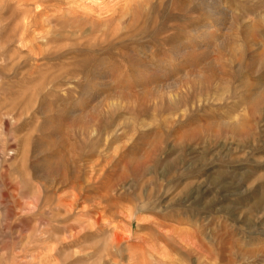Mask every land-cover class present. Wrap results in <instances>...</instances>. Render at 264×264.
<instances>
[{
  "label": "rangeland",
  "instance_id": "obj_1",
  "mask_svg": "<svg viewBox=\"0 0 264 264\" xmlns=\"http://www.w3.org/2000/svg\"><path fill=\"white\" fill-rule=\"evenodd\" d=\"M0 41V264H264V0H0Z\"/></svg>",
  "mask_w": 264,
  "mask_h": 264
},
{
  "label": "bare ground",
  "instance_id": "obj_2",
  "mask_svg": "<svg viewBox=\"0 0 264 264\" xmlns=\"http://www.w3.org/2000/svg\"><path fill=\"white\" fill-rule=\"evenodd\" d=\"M40 1H41V0H40ZM39 3H40V2H39ZM18 5H19V4H18ZM38 5H39V4H38ZM36 8H37V7H36ZM2 12H3V11H2ZM41 12H42V11H41ZM46 14H47V13H46ZM25 21H26V20H25ZM6 23H8V22H6ZM2 32H3V31H2ZM103 32H104V31H103ZM104 33H105V32H104ZM112 33H113V32H112ZM97 35H99V34H97ZM24 36H25V35H24ZM29 37H30V36H29ZM96 37H97V36H96ZM25 39H26V38H25ZM96 39H97V38H96ZM22 41H23V40H22ZM0 42H1V41H0ZM23 42H25V41H23ZM22 44H23V43H22ZM7 59H8V58H7ZM7 61H8V60H7ZM260 97H261V95H260ZM260 97H259V98H260ZM259 98H258V99H259ZM260 99H262V97H261ZM263 99H264V98H263ZM255 100L257 101V99L250 98V103L252 104ZM256 101H255V102H256ZM255 102H254V103H255ZM256 103H258V101H257ZM256 103H255L254 105H256ZM236 126H237V125L234 126L235 129L238 128V127H236ZM41 233H42V232H41ZM41 233H40V234H41ZM39 242H40V241H39ZM35 243H36V242H35ZM46 244H47V243H46ZM40 245H41V244H40ZM35 246H36V244H35ZM37 246H38V245H37ZM51 246H52V245H51ZM33 247H34V246H33ZM33 247H32V248H33ZM36 248H37V247H36ZM39 248H40V247H39ZM49 248H50V247H49ZM13 249H14V248H13ZM44 250H45V249H44ZM55 250H56V249H55ZM33 251H34V250H33ZM48 251L50 252V249H49ZM52 252H53V251H52ZM55 252H56V251H55ZM41 253H42V252H41ZM41 253H40V254H41ZM46 253H47V252H46ZM52 254H53V253H52ZM37 255H38V254H37ZM40 256H41V255H40ZM42 256H43V255H42ZM45 256H46V259H47V255H46V254H45ZM48 256H49V255H48ZM59 256H60V255H59ZM32 257H33V256H32ZM32 257H30V258L32 259ZM55 257H56V256H55ZM40 259H41V257H40ZM43 259H44V258H43ZM29 260H30V259H29ZM48 260H49V259H48ZM50 260H51V259H50ZM45 261H46V260H45ZM46 263H47V262H46Z\"/></svg>",
  "mask_w": 264,
  "mask_h": 264
}]
</instances>
